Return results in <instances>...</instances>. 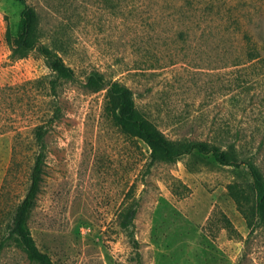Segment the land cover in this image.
I'll list each match as a JSON object with an SVG mask.
<instances>
[{"label":"rangeland","instance_id":"1","mask_svg":"<svg viewBox=\"0 0 264 264\" xmlns=\"http://www.w3.org/2000/svg\"><path fill=\"white\" fill-rule=\"evenodd\" d=\"M26 5L75 80L53 90L37 49L13 55ZM93 71L132 88L169 138L234 145L239 165L197 152L152 164L149 147L116 125L108 88L85 86ZM0 84L13 87L0 99V239L43 151L30 226L56 264H264L246 165L264 173V0H0ZM44 116L42 150L33 132ZM136 205L134 228H123ZM0 262L31 264L16 247Z\"/></svg>","mask_w":264,"mask_h":264},{"label":"trees","instance_id":"2","mask_svg":"<svg viewBox=\"0 0 264 264\" xmlns=\"http://www.w3.org/2000/svg\"><path fill=\"white\" fill-rule=\"evenodd\" d=\"M25 2V0H21ZM39 20L36 10L28 5L22 11L18 24V30L12 42L13 55L24 57L29 52L37 49L40 54L47 60L49 68L56 75V79L51 81V87L54 90L56 80L62 79L72 81L76 79V73L55 50L40 42L38 36ZM150 69L157 67L149 66ZM38 80L29 81L27 84H36ZM85 86L93 92L108 88L109 95L116 100L117 106L113 113V118L121 130L134 138L142 140L150 149L151 163L160 162L173 163L180 157L197 152L203 155H211L216 161L228 166L239 165L237 150L234 145H226L222 141L207 140L193 141L189 139H171L166 133L157 126L150 113L140 109L135 99L134 90L120 82L109 83L105 75L100 71H93L87 76ZM12 86H2L0 84V99L8 96L6 93L12 89ZM47 116V114L45 115ZM41 119L43 124H38L34 128V141L43 150L46 146L45 139L49 132L48 124L52 122V117L46 121ZM227 147V150H224ZM45 158L43 151L36 157L35 163L30 174V186L24 199L14 209V215L9 224H7L4 233L0 239V254L9 247H16L24 252L26 258L31 264H56L48 252L43 251L30 226V220L33 210L36 206L42 183L45 175ZM246 165L253 179V187L256 192V211L260 220L264 222V173L254 160H247ZM9 179L5 180L0 204L8 195ZM137 204V203H136ZM138 212L137 205L131 206L126 220H123L121 226L128 228L131 225L134 228L135 217ZM133 246L140 257V244L137 239L133 238ZM1 264V262H0Z\"/></svg>","mask_w":264,"mask_h":264}]
</instances>
